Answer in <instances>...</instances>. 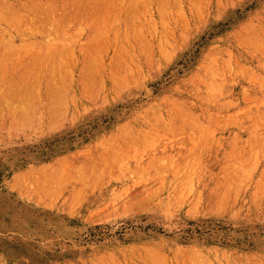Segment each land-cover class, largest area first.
Instances as JSON below:
<instances>
[{
  "label": "rangeland",
  "instance_id": "1",
  "mask_svg": "<svg viewBox=\"0 0 264 264\" xmlns=\"http://www.w3.org/2000/svg\"><path fill=\"white\" fill-rule=\"evenodd\" d=\"M0 264H264V0H0Z\"/></svg>",
  "mask_w": 264,
  "mask_h": 264
}]
</instances>
